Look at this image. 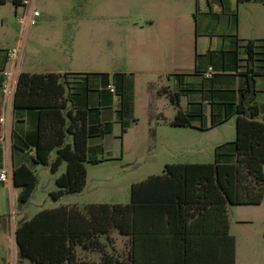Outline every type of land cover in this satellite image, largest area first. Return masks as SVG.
<instances>
[{"label": "trees", "instance_id": "obj_1", "mask_svg": "<svg viewBox=\"0 0 264 264\" xmlns=\"http://www.w3.org/2000/svg\"><path fill=\"white\" fill-rule=\"evenodd\" d=\"M242 48L245 58L240 76L243 82L235 90L236 101L232 104L218 102L216 110L210 109L213 126L234 118L235 152L232 160L225 163L167 164L161 175L132 184L130 202L125 205H88L82 211L75 207L43 210L14 231L19 258L27 260L28 264H73L77 246L99 249L97 236L115 228L119 234L132 237L133 262L138 236L144 235L146 239L156 237L161 243V253L169 257L173 236H176L183 264H192V259L198 261L196 264H209V249H192L196 246V236L210 235L209 227L212 226L213 235H218V244L222 240V264H234V238L227 234V208L258 205L264 196V121L258 118L255 102V76L264 74V42L257 45L254 41H246ZM258 48H263V51H258ZM4 56L6 59V53ZM202 60L195 59L194 73L202 79L200 86L207 88L204 73L199 67ZM237 68L239 65L234 67V72ZM123 75H113L120 82V90ZM89 76L96 77L101 83L105 78L108 87L107 74L21 72L17 79L12 107L16 111L34 114L36 132L17 137L11 148L19 151L34 149L33 162L48 166L52 173L62 162L66 163L65 171L54 180L57 189L49 194L53 201L84 189L85 163L99 162L93 158L88 160V140L92 136L103 137L111 133L110 123L103 125L99 132L90 131L88 105L75 107L72 104L69 90L71 84L76 83H70L68 77H83L86 85ZM212 92L218 93L217 99L221 96L218 91ZM108 93L112 94L109 90ZM179 96L177 93L170 95V102L178 106ZM123 109L116 111V116L124 132L127 124L123 119L127 112ZM200 112L192 115L178 109L170 125L191 127L192 121L202 116ZM191 117L195 118L191 120ZM69 138L71 142H68ZM52 152L55 157L50 161ZM36 182L34 171L24 164L13 169L12 183L19 189L21 204L28 203ZM192 218L194 220L190 222ZM204 240L203 237V243ZM220 263L218 250L217 263L213 264ZM16 264L22 263L18 261Z\"/></svg>", "mask_w": 264, "mask_h": 264}, {"label": "crops", "instance_id": "obj_2", "mask_svg": "<svg viewBox=\"0 0 264 264\" xmlns=\"http://www.w3.org/2000/svg\"><path fill=\"white\" fill-rule=\"evenodd\" d=\"M7 1L13 5L14 12L20 10L17 7L16 0H0V5H4ZM34 3L41 13L40 17L36 25L28 30L25 38L16 39V46L20 45L21 41L23 42L19 64L20 73L101 74L102 72H74L71 68V58L76 54H82L87 58L119 57L122 55L134 57L136 55L158 60L165 56L166 52L169 57H179L183 50L188 56L193 57L194 67L196 58L203 59L199 67L204 73L203 78L207 81L206 87L211 91L220 93L221 96L218 98V102L232 104L237 99L235 90L240 88L243 82L240 73L243 72V60L245 58L242 48L244 43L254 41L257 45H263L264 42V25L261 32L263 35L258 36L260 35L258 22L261 14L264 23V0H248L246 2H239L238 0H34ZM48 18L51 20H48ZM187 19L191 20L192 32L182 39L180 31L182 27L187 25ZM242 19L248 26L246 30L241 27ZM217 28L219 29L218 32H216ZM217 38L221 40L220 48L214 46ZM166 42L168 43L167 47L165 46ZM198 46H200V50ZM7 50L0 52V110L5 106L1 93V87L5 81L3 71L8 70L6 66L10 64L5 61L4 55ZM257 50L263 51V48ZM35 57L39 60L33 68L20 70L26 58L28 62V59ZM238 65L239 68L234 72V67H238ZM209 67L211 68V74L210 77H207ZM151 69L147 73L149 84L156 85L155 82L161 72L153 65ZM172 76H174L172 80L176 82V74ZM68 78L70 83H76L71 84L69 90L72 104L75 107L88 105L90 102L89 93L87 92L89 90V80L90 78L93 81L96 80L93 83L94 86L98 79L89 76L85 85L83 77ZM195 83L199 84L196 80ZM255 86L257 90L255 102L258 107V118L264 121V74L260 73L255 76ZM90 87L92 86L90 85ZM174 87L176 89L175 83ZM168 91V86H162L158 89L157 95L160 96V93H167ZM126 107V111L131 113L128 103ZM189 111L187 108L182 112L189 113ZM157 113H159L157 110L155 113L150 111V117L152 118L153 114ZM2 115L3 113L0 112V117ZM206 119L208 122L205 121ZM230 123L233 124L230 126H233L235 130L234 118H229L213 126L211 110H209L202 112L200 119L192 121L190 128L210 130ZM3 129L8 133L10 147L6 148L0 143V169L9 164L12 169L24 164L34 171L38 165L32 160L34 149L19 151L11 148L17 137L35 134L36 121L34 114L22 110L16 111L11 105L4 123H0V135ZM107 135L103 136V139ZM234 140H228V142L215 146L213 161L210 163H225L232 160L235 152ZM103 149L102 145L100 150L103 151ZM90 151L88 140L87 155L90 154ZM8 159L9 163H6ZM93 159L98 161L97 158ZM1 184H6L10 190L11 188L17 189L13 186L12 180ZM17 190L19 192V189ZM99 204L114 205L119 203L91 202L82 205L78 203H59L50 209L38 208L36 210H30L27 203L19 206L17 214L12 210L13 205L10 203L9 214L12 212L13 218L11 219L2 212H0V218L2 222L7 224L17 221L12 231L13 245L16 250V263L18 261L22 264L29 263L27 260L19 258L15 244L14 231L20 224L32 219L43 210L75 207L82 211L88 205ZM193 220L194 218L190 222ZM209 230L211 233L208 236L204 235L200 238L196 236V246L192 250L202 247L209 249V264L217 263L218 250H220V264H222V240L220 239L218 244V235H213L212 226L209 227ZM113 231H116L117 236L125 241L123 259L116 256L112 246L114 241L111 233ZM227 234L234 238V264H264V196L258 205L228 206ZM203 237L205 239L204 243L202 241ZM96 239L99 243V249H83L80 246L74 249L73 264H183L178 250L180 249V243L176 242V236H173V248L171 257H169L168 254L161 253L162 248L159 247L161 243L156 237L151 236L146 239L144 235H139L135 247L136 257L134 262L131 248L133 241L129 235L123 236L115 228H110L107 234L99 235ZM213 255H215L214 258ZM197 262L194 259L191 261L192 264ZM0 264L8 263L1 262ZM63 264L69 263L64 262Z\"/></svg>", "mask_w": 264, "mask_h": 264}, {"label": "rangeland", "instance_id": "obj_3", "mask_svg": "<svg viewBox=\"0 0 264 264\" xmlns=\"http://www.w3.org/2000/svg\"><path fill=\"white\" fill-rule=\"evenodd\" d=\"M48 20L51 19L48 18ZM241 22V27L245 30L248 29L243 19ZM258 24L260 26V35L258 36H262L264 25L262 14ZM218 28L216 32L220 29ZM191 32V20L187 19V25L182 27L180 36L184 39ZM18 38H20L19 27L14 7L7 1L4 5H0V52L10 49L12 46L15 47ZM216 41L217 44L214 42V46L220 48L221 40L217 38ZM165 46H168L167 42ZM198 49L200 50V46ZM38 60L35 57L28 59L27 62L26 58L20 70L33 68ZM71 60V68L74 72H102L101 74L108 75L109 87H112L116 93H108L105 78L104 83L98 79L94 86L93 83L96 80L93 81L90 78L88 85L90 102L86 108L90 131L99 132L103 125L110 123L112 125L111 133L104 139L101 136L90 138L91 151L88 154V160L97 158L99 162L85 163L86 184L79 194H68L58 201H53L49 197V193L57 189L54 179L65 171L66 163L62 162L55 173H52L48 166L37 165L34 169L37 182L27 205L30 210L50 209L59 203L127 204L130 200L131 184L143 181L148 176L162 174L163 168L167 164L210 163L213 161L215 146L228 142V140H234L235 130L233 126H230L233 125L232 123L210 130L170 125L178 109L185 111L188 108L192 115L201 113L200 111L207 112L211 108L217 109L218 93L213 94L208 88H202L200 84L195 83V80L200 83L202 79L195 76L193 57L188 56L183 50L179 57H169L166 52L165 56L158 60L136 55L134 57L122 55L87 58L82 54L74 55ZM152 65L161 72L155 82L157 86L149 84L147 73L152 70ZM10 67L11 64L6 66L7 69ZM114 74H124L122 90H120L121 85L118 79L113 77ZM175 74L176 82L172 80L174 77L172 75ZM190 82L192 83L188 84ZM162 86H168L169 91L160 93L158 96L157 91ZM121 91H123L122 95H120ZM175 91L180 95V102L176 107L169 98ZM127 103L131 113L126 111ZM122 108L127 112L123 119L127 124L124 133L116 116V111ZM4 110L5 106L0 112L4 114ZM156 110L159 113L153 114L151 118L150 111L155 113ZM194 118L191 117V120ZM205 121L208 122L207 119ZM68 142H71V138L68 139ZM102 145L103 151L100 150ZM54 157L55 154L52 152L49 160L52 161ZM6 163H9V159ZM10 203L13 205L12 210L17 214L21 205L18 190L14 188L10 190L6 184H1L0 212L9 216ZM0 221V263L11 264L14 260L12 264H15L16 250L13 245L12 231L17 221L8 224L2 222L1 218ZM111 236L116 256L123 259L125 241L117 236L116 231H113Z\"/></svg>", "mask_w": 264, "mask_h": 264}, {"label": "built area", "instance_id": "obj_4", "mask_svg": "<svg viewBox=\"0 0 264 264\" xmlns=\"http://www.w3.org/2000/svg\"><path fill=\"white\" fill-rule=\"evenodd\" d=\"M17 7L20 9L15 12L16 22L19 27V36L20 40L26 37L28 30L35 26L39 17L40 11L36 8L34 0H16ZM23 42L21 41L20 45L8 49L6 51V61L11 64L10 69L3 71L5 81L1 87V93L3 96L4 105L6 109L4 114L0 117V123H4L6 115L8 114V109L12 105L13 95L16 88V83L18 76L20 74L19 64L20 58L22 55ZM207 77H210L211 68H208ZM108 90L111 93H114V89L108 86ZM0 143H2L6 148L10 147V141L8 138V133L6 130H2L0 135ZM13 169L10 165H7L5 168L0 169V183H8L12 180ZM9 217L13 218V213L10 212Z\"/></svg>", "mask_w": 264, "mask_h": 264}]
</instances>
